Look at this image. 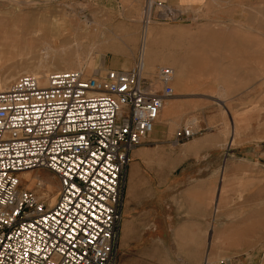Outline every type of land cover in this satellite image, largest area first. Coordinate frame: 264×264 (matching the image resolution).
<instances>
[{
	"label": "built area",
	"instance_id": "obj_1",
	"mask_svg": "<svg viewBox=\"0 0 264 264\" xmlns=\"http://www.w3.org/2000/svg\"><path fill=\"white\" fill-rule=\"evenodd\" d=\"M173 70L29 74L0 91V264H117L129 156L174 96ZM193 135L176 133V142ZM44 169L58 180L49 206L19 174Z\"/></svg>",
	"mask_w": 264,
	"mask_h": 264
},
{
	"label": "rangeland",
	"instance_id": "obj_2",
	"mask_svg": "<svg viewBox=\"0 0 264 264\" xmlns=\"http://www.w3.org/2000/svg\"><path fill=\"white\" fill-rule=\"evenodd\" d=\"M150 1L0 0V22L22 16L27 25L34 27L35 21L31 18L34 14L59 19L62 13H67L77 22L86 16L100 23L88 24L90 33L80 36V45L42 44L35 48L25 45L17 51L10 50L8 57L0 62V75L12 73L28 63L34 64L38 59L57 66L80 64L81 71L87 76L95 72L102 76L109 69L127 70L140 59L147 62L141 52L146 30L150 65L144 63V66L148 77H152L158 67L172 68L170 61L175 49L182 48L187 58L197 56L201 63L210 62L213 54L207 37L212 30L213 13L226 12L228 5H218L217 0ZM175 26H183V29L176 31L172 29ZM87 68L97 70L90 72ZM210 92L215 94V86ZM198 120V117L186 118L181 126L190 128L187 125L197 124ZM212 120L215 122V118ZM175 144L178 143L175 141ZM228 146L227 143L226 148ZM221 152L224 154L220 155L219 182L208 194L210 203L214 202L217 220L213 236L211 230L201 233L196 224L183 227L169 224L167 218L174 207L169 203L166 190H163L162 201L156 207L158 218L152 224L148 217V188L137 181L130 191L128 169L123 193L128 196L124 204L122 202L123 210L125 207L131 209L128 203L130 193L133 198L140 195L141 199L137 204L132 203L130 213L122 211L117 264H264V157L235 158L233 164H228L230 160L225 157L230 150ZM32 171L52 176L53 185L59 191L58 180L51 172L44 169ZM21 187L24 188L23 183ZM35 189L46 191L41 182L28 190L35 193ZM44 200L48 204L46 197ZM217 200L221 201L220 206Z\"/></svg>",
	"mask_w": 264,
	"mask_h": 264
},
{
	"label": "crops",
	"instance_id": "obj_3",
	"mask_svg": "<svg viewBox=\"0 0 264 264\" xmlns=\"http://www.w3.org/2000/svg\"><path fill=\"white\" fill-rule=\"evenodd\" d=\"M217 1L228 8L213 13L207 37L211 61L187 58L182 48L172 52L170 85L176 93L164 101L166 110L161 109L152 132L131 151L126 170L130 191L137 181L148 188L152 224L166 190L174 207L169 224H196L201 233L211 230L212 236L217 220L208 194L219 182L221 150H230L225 157L228 164L235 158L264 157V0ZM212 86L215 94L210 92ZM191 117L199 118L197 124L187 125L193 135L175 144L181 123ZM241 124L244 127H238ZM131 194V209L122 206L121 215L130 213L132 203L141 199ZM127 196L123 195V204Z\"/></svg>",
	"mask_w": 264,
	"mask_h": 264
},
{
	"label": "bare ground",
	"instance_id": "obj_4",
	"mask_svg": "<svg viewBox=\"0 0 264 264\" xmlns=\"http://www.w3.org/2000/svg\"><path fill=\"white\" fill-rule=\"evenodd\" d=\"M152 2V0L150 1ZM79 10V9H78ZM146 8V11L148 12ZM75 13V12H74ZM77 14V13H76ZM46 15V14H45ZM45 15H36L31 16L32 20L35 21L34 27H31L32 24L27 25L22 19V16L11 17L7 21L0 22V62L1 60L8 57L10 50H19L21 46H30V47H39L42 44L47 45H80L82 43L80 36L83 34H89V23L99 24L96 20H89L86 16H83L81 22L74 20L73 15L62 13L59 19L57 17H47ZM84 15V14H83ZM57 16V15H56ZM81 16V15H80ZM77 17V16H76ZM90 18V17H89ZM31 28H34L31 30ZM148 32L144 33V39L142 43L141 52L148 63V49L146 46V37ZM145 43V45H144ZM145 46V47H144ZM13 50V51H14ZM141 58V57H140ZM149 64V65H148ZM70 69L81 70L80 64H66L57 66L52 62H44L42 59H38L34 64H26L10 72H5L0 75V91L7 89L8 82L15 80V75L20 76L21 74H29L38 79L41 85L46 83L48 74L55 71H63ZM88 71L92 72L97 70V68ZM97 72L93 73L96 74ZM17 76V77H18ZM174 76V75H173ZM162 110L165 111V106L162 107ZM159 117V116H158ZM52 177V176H51ZM49 175L42 174V172H34L32 170L23 171L19 174L20 184H24L25 189H31L35 183H43L45 186V192L36 190V195L38 197H46L49 206H51L56 199L58 192V187L55 189L53 185V180ZM27 189V190H28ZM34 191V190H33ZM34 193V192H33Z\"/></svg>",
	"mask_w": 264,
	"mask_h": 264
}]
</instances>
